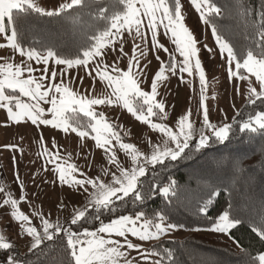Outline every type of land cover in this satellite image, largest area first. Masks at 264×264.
Segmentation results:
<instances>
[{"label": "snow or ice", "instance_id": "obj_1", "mask_svg": "<svg viewBox=\"0 0 264 264\" xmlns=\"http://www.w3.org/2000/svg\"><path fill=\"white\" fill-rule=\"evenodd\" d=\"M189 4L210 27L221 66L228 79L236 82V95L243 96L249 106L264 105V10L254 14L250 0H226L223 4L189 0ZM185 21L182 0H0L4 126L10 121L41 130L50 128L66 136L74 133L80 141L91 139L94 147L102 150L101 170L89 176L77 164L69 163L71 156L64 158L54 138L49 146L40 132L41 171L53 174L51 183L74 189L82 202L65 223L41 210L26 214L21 205L30 201L16 171L14 182L22 195L17 198L0 185V208L10 209L27 253L21 256L16 245L0 233V264H164L165 258L168 264H179L171 249L161 253L154 244L145 247L184 227L172 221L178 206L210 221L206 229L191 231L232 237L243 225L264 243V197L242 201L243 193L232 177L205 182L206 178L194 176L193 186L192 182L181 185L170 175L177 162L207 156L214 144H225L234 131L248 134L249 142L256 134L264 135V110L238 112L241 119L219 126L211 121L207 103L210 81L201 58V42ZM227 21H235L242 29L244 43L233 40V25ZM61 33L73 39L71 57L58 48ZM161 36L170 37L172 49L161 42ZM29 37L32 43L25 48ZM203 48L215 54L207 44ZM112 53L116 56L108 62ZM150 56L157 68L145 90L142 85L152 63ZM125 60V66L120 67ZM53 64L63 67L53 70ZM73 69H83L91 78L88 89L77 87L83 85V78L73 80ZM173 76L198 96L195 115L199 127L191 109L174 124L167 123V105L158 96L162 84ZM241 82H245L243 90ZM97 83L110 92L93 94ZM97 106L122 108L146 125L156 134L145 142L146 150L126 142L122 126L110 122ZM3 147L23 154L18 145ZM83 158L91 170L93 162L86 152ZM229 170L234 177L235 166ZM158 199L164 206L146 211ZM65 207L61 205V209ZM242 252L240 264H264V251L242 248Z\"/></svg>", "mask_w": 264, "mask_h": 264}, {"label": "rangeland", "instance_id": "obj_2", "mask_svg": "<svg viewBox=\"0 0 264 264\" xmlns=\"http://www.w3.org/2000/svg\"><path fill=\"white\" fill-rule=\"evenodd\" d=\"M182 3L184 4V14L186 16L185 22L189 29L193 31L197 40L201 42L199 44V47H201V58L205 63L208 79L210 81L208 89L209 100L207 101L210 119L218 126L222 123H231L239 110L246 104V100L243 96L236 95V82L228 79L226 68L221 66L223 65V61L216 49L210 27L204 25L200 21L199 15L191 8L189 0H182ZM160 40L169 49L173 48L170 37L161 36ZM204 44L213 48L215 54H209L203 48ZM3 51L5 50H0V52ZM160 55L162 58H166L163 52H161ZM115 56L116 53H112L108 57V62H111ZM149 58L152 59L151 56ZM125 64L126 60L120 63V67L123 68ZM50 67L56 70L58 67L63 66H55L53 64L50 65ZM156 68L157 62L152 59V63L147 69V79L142 85L145 90L149 89L152 73ZM38 74L39 73H37V75ZM78 78H83V85L78 84V88L88 89L90 87L91 78L85 76V71L83 69L72 70V79L77 80ZM185 79H188L186 75ZM244 83L245 82H241L240 84L242 90ZM196 87L198 91V84ZM95 90L93 94L106 95L110 92V89L100 83L95 85ZM213 95L215 99L211 98ZM158 99L164 101L167 105V111L169 113V120L167 123L170 125L174 124L179 116L191 109L194 114L193 120L196 121L197 127L200 126L199 120L195 115L198 96L193 93L191 87L181 83L177 77L173 76L170 80L162 84ZM232 105L235 106L232 107ZM96 110L98 112H103L107 119L118 127L122 126V134H126L125 141L136 144L141 150H146L145 142L148 140L149 136L156 135L151 133L146 125H141L138 121H135L134 117L122 108L97 106ZM225 115L227 116L226 120ZM0 117H5V112L2 109H0ZM9 125L11 135L12 132L15 131L12 139L10 141H6V139L0 140L1 158L4 165V170H2L4 179L2 183L6 186V190L12 191L14 195L19 198L22 193L14 182L15 173L18 171L21 181L24 183L28 200L30 201V204H22L21 209L29 215L34 209L41 210L43 213L49 214L50 218H59L61 223H65L70 218L73 208L81 204L82 197H80L74 189H69L67 186L59 187L51 183L50 181L52 180L53 174L41 171L43 161L38 154L42 150L38 135L42 131L45 140L49 141V146H51L52 138H54L55 143L61 146L64 158L68 159L69 156H71L69 163L77 164L82 170L87 171L89 176H95L100 172L102 167L100 163L102 150L95 148L94 141L91 139L86 138L80 141L74 133L66 136L50 128L41 130L30 124L14 125L10 121ZM6 144L18 145L19 148L23 149V154L21 155L19 152L9 151L3 147ZM81 146H83V150ZM85 152L87 153L88 160L93 162L91 170L85 165L83 158ZM13 157H15V159H13ZM121 158L123 159V157ZM34 175L35 180H33ZM45 180L49 182L46 183ZM62 204H66L67 207L61 209ZM9 213L10 209L0 208V233L5 234L7 239L12 235V229L18 232L17 225L15 221L11 220ZM33 222L37 223V220L34 218ZM196 233L208 238H221L232 243L230 237L223 236L222 234L212 233L206 230L196 231ZM189 235V232L180 229L169 236L162 237L161 240L183 239ZM18 237H20V235ZM156 242L158 241L148 242L145 244V247L150 248ZM133 255H135V253H133Z\"/></svg>", "mask_w": 264, "mask_h": 264}, {"label": "trees", "instance_id": "obj_3", "mask_svg": "<svg viewBox=\"0 0 264 264\" xmlns=\"http://www.w3.org/2000/svg\"><path fill=\"white\" fill-rule=\"evenodd\" d=\"M217 2L223 4L226 0H217ZM250 3L254 14L258 15L264 10V0H250ZM227 23L233 25V40L238 44L244 43L242 29L236 26L235 21H227ZM30 43H32V37L25 42V48ZM58 48L62 55L69 57L73 55L75 45L70 34L61 33L58 36ZM261 110H264V105L258 102L256 106L245 104L239 113L246 114ZM241 118L240 115H236L235 120ZM208 152L207 156L197 155L192 160L177 162L170 175L181 185L192 182L193 186H195L194 176L206 178L205 182H219L232 177L243 193L240 197L242 201L264 197V135L256 134L249 142L248 134L234 131L228 142L214 144ZM217 164L219 167H216ZM232 166H235L236 171L234 177L232 171L229 170ZM158 206H164L159 199L156 204L150 203L146 211L150 212ZM172 221L181 223L184 226L181 229L189 232L190 235L183 239H162L154 245L161 253L164 249H171L176 254L175 258L179 264H240L243 256L242 248L249 249L253 253L264 251V243L243 225L239 230H234V235L230 237L231 243L221 238L204 237L196 231L189 230L196 227L207 228L210 221L200 220L183 206L174 209ZM237 244L241 247H237ZM16 250L21 256L27 253V250L24 252L18 248ZM164 264H168L166 258Z\"/></svg>", "mask_w": 264, "mask_h": 264}, {"label": "crops", "instance_id": "obj_4", "mask_svg": "<svg viewBox=\"0 0 264 264\" xmlns=\"http://www.w3.org/2000/svg\"><path fill=\"white\" fill-rule=\"evenodd\" d=\"M4 121H5V117H0V140L1 139H6V141H10L15 133L12 132V135L10 133V125L8 122V126H4ZM2 153H1V148H0V185H4L3 179L4 177L2 176V170H4V165H3V161H2ZM3 196L0 195V201H2ZM18 232L14 231V229H12V235L10 236V238H8V240H10L11 242L14 243V245H16V248H18L20 251H26L27 248L25 247V240L22 238V236L20 235V237H18L19 235L17 234Z\"/></svg>", "mask_w": 264, "mask_h": 264}]
</instances>
